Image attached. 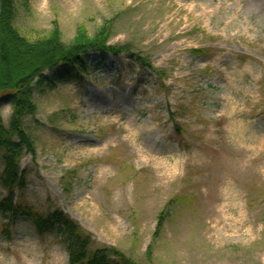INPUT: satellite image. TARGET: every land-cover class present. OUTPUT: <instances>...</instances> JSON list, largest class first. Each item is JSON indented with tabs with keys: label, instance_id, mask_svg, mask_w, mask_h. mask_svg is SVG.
Returning <instances> with one entry per match:
<instances>
[{
	"label": "rangeland",
	"instance_id": "1",
	"mask_svg": "<svg viewBox=\"0 0 264 264\" xmlns=\"http://www.w3.org/2000/svg\"><path fill=\"white\" fill-rule=\"evenodd\" d=\"M15 5L32 40L56 23L65 44L80 27L94 36L108 25L110 45L130 50L91 52L86 72L35 81L23 126L36 152L21 161L27 188L15 205L63 211L92 250L112 246L137 264H264V0ZM6 197L0 184V204ZM69 260L61 235L0 211V264Z\"/></svg>",
	"mask_w": 264,
	"mask_h": 264
},
{
	"label": "trees",
	"instance_id": "2",
	"mask_svg": "<svg viewBox=\"0 0 264 264\" xmlns=\"http://www.w3.org/2000/svg\"><path fill=\"white\" fill-rule=\"evenodd\" d=\"M15 21V0H0V100L13 107L10 129L5 127L0 115V162L4 165L0 184L7 192L0 204L2 215L25 216L33 222L40 236L54 232L61 235L69 253V264H137L112 246L92 250L93 236L63 211L44 215L29 207L15 205L16 193L27 188V173L21 169V161L25 155L34 156L36 152L23 126L24 119L36 113L33 103L35 81H45L46 72L59 68H64L62 80L69 79L75 71L86 72L83 59L91 52L118 55L130 53V50L110 45L112 30L108 25L94 36H90L85 27H80L74 40L65 44L57 23L48 35L32 40L21 33ZM136 57L144 68L163 78L162 70L147 59ZM164 216L165 213L159 218V229Z\"/></svg>",
	"mask_w": 264,
	"mask_h": 264
}]
</instances>
